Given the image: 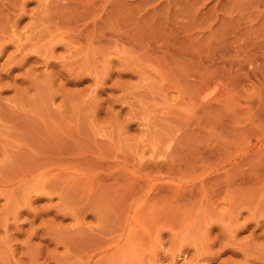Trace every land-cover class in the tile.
Masks as SVG:
<instances>
[{"label": "rangeland", "instance_id": "374dc122", "mask_svg": "<svg viewBox=\"0 0 264 264\" xmlns=\"http://www.w3.org/2000/svg\"><path fill=\"white\" fill-rule=\"evenodd\" d=\"M0 144V264H264V0H0Z\"/></svg>", "mask_w": 264, "mask_h": 264}, {"label": "bare ground", "instance_id": "6f19581e", "mask_svg": "<svg viewBox=\"0 0 264 264\" xmlns=\"http://www.w3.org/2000/svg\"><path fill=\"white\" fill-rule=\"evenodd\" d=\"M20 47V46H19ZM21 48V47H20ZM20 50V49H19ZM1 145V144H0ZM1 147V146H0ZM6 162V161H5ZM41 168H39V170H40ZM43 170H44V168H42ZM45 169H46V167H45ZM38 170V169H37ZM41 171V170H40ZM45 171V170H44ZM22 172V171H21ZM38 172V171H37ZM23 175V174H22ZM35 176H37V175H35ZM41 177H40V175H38V178L37 179H39L40 180V183L42 182L43 183V181H41V179L43 180V178L44 177H42L41 179H40ZM35 179V178H34ZM37 179H35V181L37 180ZM32 182V181H31ZM37 183H39L38 181H36ZM36 183V184H37ZM33 185V184H32ZM41 185V184H40ZM33 187V186H32ZM46 187V186H45ZM30 188V187H29ZM33 189H37V188H35V187H33ZM30 190V189H29ZM37 190H39V189H37ZM31 192V191H30ZM33 192V191H32Z\"/></svg>", "mask_w": 264, "mask_h": 264}]
</instances>
